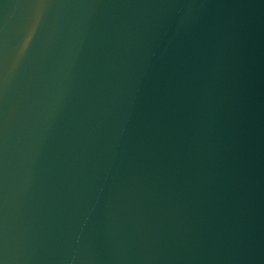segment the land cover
Segmentation results:
<instances>
[{
	"label": "water",
	"instance_id": "water-1",
	"mask_svg": "<svg viewBox=\"0 0 264 264\" xmlns=\"http://www.w3.org/2000/svg\"><path fill=\"white\" fill-rule=\"evenodd\" d=\"M0 264H264V0H0Z\"/></svg>",
	"mask_w": 264,
	"mask_h": 264
}]
</instances>
